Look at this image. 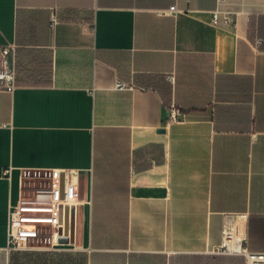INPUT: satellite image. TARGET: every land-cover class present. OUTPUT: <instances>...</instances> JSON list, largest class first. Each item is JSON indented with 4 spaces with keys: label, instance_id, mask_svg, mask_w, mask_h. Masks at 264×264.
<instances>
[{
    "label": "crops",
    "instance_id": "crops-1",
    "mask_svg": "<svg viewBox=\"0 0 264 264\" xmlns=\"http://www.w3.org/2000/svg\"><path fill=\"white\" fill-rule=\"evenodd\" d=\"M8 45L2 264H247L219 262L226 231L264 252V0H0V67ZM38 195L10 251L11 208Z\"/></svg>",
    "mask_w": 264,
    "mask_h": 264
},
{
    "label": "built area",
    "instance_id": "built-area-1",
    "mask_svg": "<svg viewBox=\"0 0 264 264\" xmlns=\"http://www.w3.org/2000/svg\"><path fill=\"white\" fill-rule=\"evenodd\" d=\"M176 7H172L171 10H175ZM219 20V12L214 13V21L217 23ZM226 22L229 21L228 18L225 19ZM261 44V40L258 39L255 42V46H259ZM15 45H8L3 48L1 52V67H0V81H4L6 83L14 84L15 79V70L12 67L8 66V57L10 54L15 52ZM170 80H174L171 77ZM132 85H128L123 82L117 83V88L126 89L132 88ZM10 88H12L10 86ZM170 118L171 121H179L181 119V111L175 105L171 107L170 110ZM6 173H10L9 170ZM58 195H63V199L68 200L70 202L75 199V188L71 185L60 186L58 189ZM41 195H38L37 198L30 199H22L20 203L13 206L10 211V221H9V250H19L21 245L24 244L28 239L35 238L38 235L35 222L40 220V218L32 215L39 209V204ZM70 207V203L68 205ZM53 220V219H51ZM55 224H59V227L62 228V232L59 234V239L61 240H71V230L69 221V225H67V219L64 218L62 222H60L59 218L55 219ZM68 227V228H67ZM218 253L224 254H236L241 253L245 256L247 264H264V252H255L247 249L240 250L235 246L233 235L229 232H225V242L223 247L220 249Z\"/></svg>",
    "mask_w": 264,
    "mask_h": 264
},
{
    "label": "trees",
    "instance_id": "trees-1",
    "mask_svg": "<svg viewBox=\"0 0 264 264\" xmlns=\"http://www.w3.org/2000/svg\"><path fill=\"white\" fill-rule=\"evenodd\" d=\"M229 254H219L218 260L219 262L227 261L229 258L227 257ZM245 258V256H243ZM16 260V259H15ZM12 262V260H11Z\"/></svg>",
    "mask_w": 264,
    "mask_h": 264
},
{
    "label": "rangeland",
    "instance_id": "rangeland-1",
    "mask_svg": "<svg viewBox=\"0 0 264 264\" xmlns=\"http://www.w3.org/2000/svg\"><path fill=\"white\" fill-rule=\"evenodd\" d=\"M3 259L5 260V256L3 254H0V264H2Z\"/></svg>",
    "mask_w": 264,
    "mask_h": 264
}]
</instances>
